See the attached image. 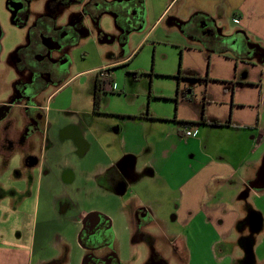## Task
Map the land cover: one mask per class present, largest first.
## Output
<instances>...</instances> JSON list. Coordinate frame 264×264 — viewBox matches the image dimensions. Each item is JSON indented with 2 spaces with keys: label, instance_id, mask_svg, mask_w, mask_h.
<instances>
[{
  "label": "crops",
  "instance_id": "1",
  "mask_svg": "<svg viewBox=\"0 0 264 264\" xmlns=\"http://www.w3.org/2000/svg\"><path fill=\"white\" fill-rule=\"evenodd\" d=\"M172 1L154 24L179 35L176 78L194 85H177L174 97L148 92L123 110L101 100L94 111L91 101L80 117L56 106L57 90L45 95L39 163H0V264H134L120 249L81 244L91 218L110 228L111 240L98 246H174L176 264H198L192 246H207L215 264H240L232 246L247 244L243 221L252 231L264 223L247 202L264 197V0ZM117 64L93 69L95 81L102 95L127 98L108 83ZM52 177L59 193L48 191ZM80 201L85 208L67 218ZM40 203L65 222L55 240ZM249 249L264 264V234Z\"/></svg>",
  "mask_w": 264,
  "mask_h": 264
},
{
  "label": "rangeland",
  "instance_id": "2",
  "mask_svg": "<svg viewBox=\"0 0 264 264\" xmlns=\"http://www.w3.org/2000/svg\"><path fill=\"white\" fill-rule=\"evenodd\" d=\"M29 1L31 2L32 0ZM115 1L130 3V11H133L135 15L140 18V21H133V26L124 23L122 27L119 28L114 24L112 15L107 14L101 18L99 23L86 25L85 34L81 33L77 39L73 40L56 54L60 59L62 56H65L67 58V64L55 68L57 81L55 83H49L45 93L48 95L57 90L53 95L54 97L57 94L54 98L55 102H57L56 106L64 108L67 117L71 115L80 117L81 115H79V112L88 110L89 104H91L92 101L96 77V72H94L93 69L102 67L103 65L118 63L114 65V67L111 66L110 80L108 83L111 84L112 91L115 93L124 91V93L127 94V98H118L111 94H103L102 101H109L111 105L121 110L125 107H129L130 102L142 98L147 95L148 92H150L153 97L155 95L174 97L177 92V85H186L188 83L194 85L192 80H186L183 75L176 78L178 71L181 70V48L177 46L180 40L179 35L173 32H167L162 22L154 24L155 20L163 11H166V14L172 11L174 2L172 0ZM5 3L6 0H0V31L2 33L0 40V64L3 65L0 67V72H5V70L8 69L6 66L11 65L10 62L15 51L26 42L28 28L35 14L38 12L37 6L30 5L26 14L20 18H13L8 13ZM145 22H148L147 28L144 27ZM146 34L148 35L146 36ZM3 77L4 83H8L13 79L11 74L8 76L4 75ZM4 97H6V93L0 95V99ZM159 106L169 105L162 104ZM14 119L15 123L9 129L10 132L8 134V138H10L11 141L10 144L6 142V144H3L1 134L4 124H0V163L3 154L6 156L10 153V157H14L15 159L20 156L23 157L25 164H29V158L33 159L38 164L42 155L41 136L39 137L37 135L36 140L32 138L24 146L22 140L18 137L21 132L18 109H14ZM66 124L69 125L68 123ZM7 148L8 150H3ZM46 160H48L49 163L54 161L50 155L46 157ZM26 170L29 171L31 168ZM56 178H59V176L57 175ZM32 180L33 176L29 173L27 176V182H30L29 185L32 184ZM51 180L52 184L49 189L47 188L48 191L51 193H59L61 187L54 183V177H52ZM27 188V190H31L32 193V188H30V186H27ZM43 196L44 194H42V197ZM247 202L250 205L253 204L257 211H262V213H264V197H261L260 194L255 195V197L250 195ZM82 208H85L83 202L80 201L76 203L69 209L66 217L70 218ZM57 210L59 211L58 205L54 212H57ZM39 211L40 214L43 212L42 215L46 212L47 236L48 238L50 237L51 240H55L57 235L54 232L58 233L63 225L65 229V222H58V219L53 216L52 210H49L47 207L43 208L41 203ZM242 225V231H245L247 235L246 238H244L247 244L240 246L243 240H239L236 242L237 246H232V250L237 248L236 251L240 252V264H260L254 256L250 255L251 252L249 253L247 248L250 247L249 250H253L258 241L262 238L264 234V223L263 228L258 231H252L250 223L247 222V220L243 221ZM39 226L40 225H38L37 230ZM109 230L110 228L108 227V231ZM108 234L109 233H107L105 238L109 242L111 238ZM68 237H70V234H68ZM160 239L162 242V238ZM111 247L113 252L120 249L119 251L123 259L130 260V262L132 261L134 264H143L146 257L151 253V248L148 246H135L134 250L131 251L128 249L129 246H117L115 244ZM192 247L195 249L194 251L198 264H215V261L211 260L207 252V246ZM170 254L171 253L165 251L166 259L171 261L170 264H176L178 261L177 257L173 255L170 256ZM263 256L261 252L259 258ZM229 262L230 258H226L224 264H229Z\"/></svg>",
  "mask_w": 264,
  "mask_h": 264
},
{
  "label": "flooded vegetation",
  "instance_id": "3",
  "mask_svg": "<svg viewBox=\"0 0 264 264\" xmlns=\"http://www.w3.org/2000/svg\"><path fill=\"white\" fill-rule=\"evenodd\" d=\"M30 5L37 6L38 12L28 28L26 42L15 51L11 65L6 66L8 69L0 72V95L6 93V97L0 99V124H4L1 134L3 144L11 142L8 134L15 123L14 109H18L21 124L18 137L23 145L25 146L32 138L36 140L37 135L41 136L45 113L39 105L46 99L48 84L57 81L55 68L67 64L65 56L60 59L56 54L77 39L81 33L85 34L86 25L99 23L107 14L112 15L114 24L119 28L124 23L133 26V21H140V18L130 11V3L125 1L6 0L5 3L8 13L13 18H20L26 14ZM1 36L0 31V40ZM1 66L3 65L0 64ZM9 74L13 79L4 83L3 76ZM261 75H264V67ZM9 158V154L6 156L3 154L1 161H7ZM28 160L35 162L30 158ZM107 233L108 225L101 220L91 218L80 234V242L96 252L100 248L107 247L112 250L111 246H98L107 243L108 240L105 238ZM148 247L151 248V253L147 256L145 264H168L165 251L173 252L174 246ZM106 261L115 264L111 257L106 258Z\"/></svg>",
  "mask_w": 264,
  "mask_h": 264
},
{
  "label": "trees",
  "instance_id": "4",
  "mask_svg": "<svg viewBox=\"0 0 264 264\" xmlns=\"http://www.w3.org/2000/svg\"><path fill=\"white\" fill-rule=\"evenodd\" d=\"M101 95H102V91H101V85L99 83L98 80L95 81L94 84V90H93V95H92V106H93V110L96 111L97 108L99 107L100 101H101ZM180 125L182 127L185 126H190L193 125V122H179ZM199 123H205V120L201 119Z\"/></svg>",
  "mask_w": 264,
  "mask_h": 264
},
{
  "label": "built area",
  "instance_id": "5",
  "mask_svg": "<svg viewBox=\"0 0 264 264\" xmlns=\"http://www.w3.org/2000/svg\"><path fill=\"white\" fill-rule=\"evenodd\" d=\"M189 135H190V132H187V133H186V136H189Z\"/></svg>",
  "mask_w": 264,
  "mask_h": 264
}]
</instances>
